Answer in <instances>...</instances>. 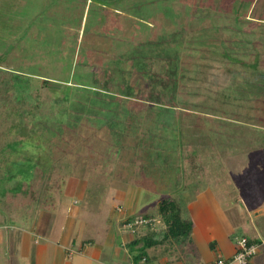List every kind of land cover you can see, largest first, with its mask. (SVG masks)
<instances>
[{"label": "rangeland", "instance_id": "obj_1", "mask_svg": "<svg viewBox=\"0 0 264 264\" xmlns=\"http://www.w3.org/2000/svg\"><path fill=\"white\" fill-rule=\"evenodd\" d=\"M189 1L0 0V78L9 70H15L14 76L25 73V66L31 70L23 75L27 85L33 70L35 75L32 77L36 78L42 99L36 117L49 110L47 118L37 117V129L31 132V118L25 113L20 115L11 104L20 106L23 98L14 97L7 105L0 102V224L4 226L0 235V263L75 264L80 258V250L89 249L85 247L88 242L109 243V237H114L111 232L118 237V230L129 234L131 228L123 224L124 219L147 216L140 214L145 210L152 213L169 193L168 189L176 191L186 184L181 170L175 181L161 177H169V169L177 172L176 166L181 164L178 156L186 141L181 140L185 133L181 132L184 124L180 119L182 111L188 109L184 105H177L178 108L159 104L147 107L149 102L146 101L138 102L139 106L135 107L137 100L129 95L130 91L142 82L147 84L148 80L141 81L134 74L137 69L134 60L137 57L143 60L173 57L179 46L164 44L163 40L176 28L190 32L195 27L198 37L205 35L206 38L201 37L199 43L191 45V55L197 56L200 48L207 45L219 52L227 50L238 55L244 38L253 41L257 30L264 29V0H193L195 9L191 11ZM193 10L204 15L191 25ZM100 18L102 22L98 25ZM120 21L125 24L126 31L114 27ZM69 31L79 33L83 42L81 38L77 47L70 43L64 49L63 37ZM119 33L121 38L116 37ZM128 56L134 57L133 62H129ZM146 65L149 69L156 66L150 61H146ZM163 73L158 81L154 79L161 91ZM43 76L52 78L49 84L43 83ZM213 78L191 83V98L181 100L199 107L209 106L210 116L222 119L226 112L219 107L224 104V98L217 104L214 91L207 101L200 97L203 91L199 87H205ZM228 84L227 80L221 86ZM57 95L67 107L64 111L67 118L65 115L58 120L52 119L51 108L44 107ZM176 99L175 103L181 104L180 97ZM51 105L55 108L53 101ZM253 105L259 106L256 101L248 106L252 108ZM132 107L137 111V117L138 112H143L140 125L150 131L149 138L181 140L175 143L176 148L181 149H173L177 152L173 156L172 149L164 144L153 153L152 158L157 152L160 154L154 170L159 174L160 169L161 173L159 177H151L155 180L149 175L150 180L146 181L137 165L129 167L130 162L125 158L130 157L122 156L126 151L123 149L129 151L133 143L129 137L127 140L131 144L124 143L120 135L125 131L128 135V131L136 129L135 124L131 127L117 125L124 119L122 110L132 114ZM216 109L218 111H214ZM148 120L154 122L147 123ZM43 121V125L47 123L45 126L40 125ZM60 126L63 133L67 132L64 126L72 129L67 137L75 135V138L60 142L61 137L56 138L58 134L63 135L59 132ZM124 144L128 146L122 148ZM221 146L219 151L224 149ZM152 158L147 164L153 161ZM215 160L209 165L215 166L219 161ZM221 168V174L219 171L213 173V189L208 191L212 200L206 202L209 195L201 196L196 202L200 208L196 214L202 220L205 213L213 224L225 256L232 251L231 241L226 240L228 236L243 235L250 240L264 241V150L226 158ZM49 177L52 184L58 182L61 185L55 211L40 210L39 204L33 203L30 197L18 194L22 185L32 189L39 178L47 181ZM5 201L16 204L11 206L13 210L3 209ZM12 211L15 215L20 214L22 220L13 217ZM25 214L31 215L30 223L23 220ZM142 227L137 226V229ZM12 235L18 239V246L12 247ZM131 248L127 246L126 253ZM188 248L190 253H184L187 248L180 247L176 254L171 253V257L165 252L167 261L178 264V256L184 255L183 263L191 264V257L195 255L191 247ZM44 251L45 254L40 253ZM258 251L255 264H264V246ZM112 252L108 250L102 259L112 262ZM197 255L200 262L204 260L202 252Z\"/></svg>", "mask_w": 264, "mask_h": 264}, {"label": "trees", "instance_id": "obj_2", "mask_svg": "<svg viewBox=\"0 0 264 264\" xmlns=\"http://www.w3.org/2000/svg\"><path fill=\"white\" fill-rule=\"evenodd\" d=\"M188 8L190 11L194 8L193 0L188 2ZM198 11L199 10H193L191 25L194 24L195 19L204 15ZM101 22L102 20L100 18L97 24L100 25ZM114 27H116L118 31L126 29L122 21L118 22ZM176 29L177 30H175L169 38H164L163 40L164 44L175 43L179 46L177 48L179 51L174 53L173 57H161L160 60L154 57L149 60H143L141 57H137V59L134 60V67H137V69L133 71L134 74L138 76L141 81L145 79L148 81L147 84L142 82L137 89L134 87L129 95L137 100L134 102L137 104L134 105L135 107L139 106L138 102L146 101L147 103L149 102L147 107H149V105L159 104L174 105L176 108L177 105H184V107L188 109L182 111V117L180 119L182 122L181 124H184L181 132L185 133H182L183 137H181V140L186 141L182 149L180 147L176 148L175 145V143L181 140L175 139L174 141L173 139H165L164 137L154 138V136L149 138V135H152L150 131L144 129V126L142 127L140 125L142 123L140 119L143 116V112H138L139 117H137V111L133 107V109L130 110L132 114L126 113L125 109L122 110V114L125 116L123 117L122 123L118 122L117 125H128V127H131L135 124L134 128L136 130L134 132L128 131V135H126L125 131V134L120 135L124 143H128L129 145L133 143V146L131 145L132 148L129 147V151L123 149L126 151L122 153V156L130 157L125 158L130 162L128 163L129 167L131 165H137L139 167L138 170L145 176L144 178L146 181L150 180L151 177H159L161 173L160 169L158 170L159 174L154 170L156 166L155 162L159 159L157 157L160 154L157 152L155 158H152L153 153L157 151L160 144H164L167 148L172 149L171 156L177 154L173 149H181V155L178 156L181 166L179 164L176 166L177 172L173 169L169 171V169V177L165 175V177L161 178H168V180L169 178H173V181H175L178 179L179 170H181L184 178H186L184 181L186 184L176 191L166 188L169 190V193L158 203L156 212L143 217L151 220L147 225L138 229L136 227L132 228V233H130L131 229L128 230L129 233L133 235V239L128 243V247L130 246L133 248V250L132 248L130 250V256L134 264H158L156 261L159 258L171 257V253L176 254V250L180 247H182L183 250L187 248L186 251H183L184 253L187 251V253H190L188 246L190 247L191 245V234L194 228V222L191 218L189 209L190 204L196 200L199 194L211 188L213 189V173L214 171H219V174L222 173L221 164L224 159L235 155L264 150V29L257 30L258 32L255 33L253 41L249 40V37L244 38V41H242L243 43H241L242 50L238 55L231 54L227 50L219 52L217 49L207 45L200 48V54H198V56L191 55V45L196 44V42L199 43L201 37L206 38L205 35L203 34L198 37L196 35L198 29L195 27H193L190 32H186L185 29ZM172 31L174 30L172 29ZM68 34L70 37H67ZM68 34H64L65 37H63L64 49L66 44L70 46V43H73L77 47L82 38L80 34H72L71 31H69ZM120 34L121 33L116 37L121 38ZM81 42H83V38ZM74 45H72L73 48ZM133 59L134 57L131 59V57L128 56L129 62H133ZM146 61L153 62L156 66L149 69L146 65ZM190 64L191 67L189 68ZM134 67L132 66L130 71H132ZM24 68L26 72H19L17 73L18 76H14L16 75L15 70H12V72L9 70L0 78V102L7 105L14 97H18L19 99L20 97L23 98V103L20 106L16 107V105L19 104L13 102H11V104H14V110L16 108L19 110L20 115L25 113L31 118H28L30 120L29 128L31 132H34L35 129H37L35 128L36 121H39L37 117L43 115L45 116L43 118H47L46 115L49 113V110L38 114L36 117L37 110H39L38 108L42 104L41 93L38 85L35 84L36 78L32 77V75H35L33 70V73H30V80L27 79V85L25 84L24 81L26 77L23 75L29 74L27 71L31 70L25 66ZM40 68H42L41 71L44 70L42 66H40ZM21 70H23V68ZM165 70L167 71L166 73ZM162 72L164 73L162 74L161 91L159 83L156 84L155 81L159 80V76ZM210 76H214V78L207 83L205 87H199L203 91L200 97L207 101L214 91V94L217 96V104L220 99L224 98V104L219 107L222 111L226 112L225 118L222 119L211 117L208 113L210 111L208 109L209 106L205 107L203 105L199 107L191 102L181 100V98H191V83L201 81ZM43 77V83L49 84L52 78ZM227 80L229 84L221 86V83L223 82L226 84ZM182 83L184 85H182ZM177 97H180L181 104L175 103ZM60 98L61 96L57 95L56 98L52 97L50 99L53 101L55 108H52L51 101H49L50 105L44 104V107L48 106V109L51 108L52 119L55 120H58L60 116L63 118L66 115L64 111L67 107L66 105H62L63 99L60 100ZM254 101L258 102L259 106L253 105L252 108L249 107L248 105L254 103ZM142 106L145 107L146 105ZM214 111L218 110L216 109ZM178 112L180 111L178 110ZM67 117L66 115V118ZM143 119L144 121L147 120L146 117ZM45 121L47 122L49 120ZM45 121L38 124L43 125ZM57 122H60V120ZM148 122L151 123L154 121L148 120L147 123ZM62 124L65 125V122H62ZM54 127L57 129V125ZM68 128L69 127L64 126L67 132L63 133L62 127L60 126L59 132H62L63 135H56L57 139L61 137L59 138L60 142H64V139L68 140L75 138V135L72 136V138L71 136L67 137L72 133V131H70L72 129ZM52 137L54 138L55 136ZM128 137L131 143L127 140ZM183 138H185V140H183ZM169 144H171V146H169ZM221 144L224 149L219 151L218 148L222 147ZM127 146V144H124L122 148H126ZM150 158H152L153 161L147 164L149 160L151 161ZM215 159L219 160L217 164L215 166L209 165L211 161H216ZM201 167H203L204 170H202ZM151 179L155 180L153 178ZM50 180V177L47 181H43L42 178H39L35 182L36 186H33L32 189L24 184L20 187L18 194L24 195L26 198L30 197L33 203L40 204V206L47 211H54L61 193V185L58 182L52 184ZM138 218L141 217L134 216L126 218L123 224L128 225L134 223ZM251 241L258 243L254 240ZM215 245V242L210 243L211 250L215 249ZM150 249H154L152 252L154 260L153 256L152 259H150V253L147 252ZM165 252L168 253V256ZM183 256H178L176 260L178 264L180 262L183 263Z\"/></svg>", "mask_w": 264, "mask_h": 264}, {"label": "crops", "instance_id": "obj_3", "mask_svg": "<svg viewBox=\"0 0 264 264\" xmlns=\"http://www.w3.org/2000/svg\"><path fill=\"white\" fill-rule=\"evenodd\" d=\"M157 180H159V179H157ZM208 191L199 194V196L196 198V200H194L189 206L190 213H191V218H192V220L194 222V228H193V231H192V234H191V245H190V247H191V252L195 256H193L191 258V261H192L191 264H215L216 260L219 259V258L227 259V260L231 259L234 256L235 252H236V243L235 242L237 240V237H239V236L235 237L233 235V236H230V237L228 236L226 238L227 241L228 240L231 241L232 251L228 255L224 256L223 255L224 252H222L221 249H220V245H219L220 241L217 239V236L214 233L213 224L210 223V220H208V218L206 217L205 213H203L204 215L201 214L203 216L202 220L200 219V217L199 218L197 217V216H199V214H196V212L200 209L197 206V203H196L197 200L198 199L200 200L201 196H205L206 197L207 195H209V196H208L206 202H208L209 200L210 201L212 200L211 197H210V193L211 192H208ZM213 195L215 197V201L218 203L219 200H217L216 195L214 193H213ZM15 205L16 204L13 203V202L9 203L8 201L7 202L5 201V205H4L3 209H12L13 210V208H11V206L15 207ZM218 205H219V203H218ZM39 206H40V204H39ZM39 208H40V210L42 209V210L45 211V209L42 208L41 206ZM218 208H219V206H218ZM156 210H157V208L155 210H153L152 213L147 212V210H145V212H142V213H141V210H139V212L141 213L140 215H145V214L148 215V214L155 213ZM12 214H13V217L16 216V219L22 220V217H20V214L16 213V215H15L14 211H12ZM30 216L31 215H29V214H25L23 216L24 217L23 220L30 223V221H31ZM118 221L119 220H117V222ZM2 227L4 228V226H2L0 224V235H2V233H1L2 232L1 228ZM111 234L115 237V240H114L115 243L112 240V239H114V237L112 238L111 236L109 237L110 242L106 243V244H103V245L102 244L93 243V242H90L91 244H89V242H88L87 246H85V247L89 248V249H87V251L84 250V249L80 250V251H82L81 253L79 252L80 253L79 254L80 258L77 260V262L75 264H134L133 261H132V258L130 256V252L127 251V253H126V247L128 246V243L130 241H132V239H133L132 236L133 235L130 234V233L127 234V233H125V232H123L121 230H118V232H117V236L118 237H116V233L111 232ZM34 236H35V234H34ZM224 240H225V238H224ZM254 241H257V240H254ZM34 242L37 244V242L35 240H34ZM212 242L216 243L214 250H211V248H210V243H212ZM257 242L259 244V250H260V248H262L264 246V241H257ZM11 244H12V247H14V245H17V246L19 245V241H18V239H14V235H12V237H11ZM118 247L124 249L125 252L120 251ZM113 248H114L115 251L113 250V252H112ZM45 250H46V248H45ZM93 250H94V252H93ZM108 250H109V252L113 253V257H112L113 261L112 262H107V260H105V259L103 260L102 259V257L108 252ZM149 251H150L149 253L152 254L154 249H150ZM200 252H202L204 254V260L203 261L201 260V262L197 258L198 257L197 254L200 253ZM40 253L41 254H45V251L44 252H40ZM150 254H149V257H150V259H152L153 254L152 255H150ZM259 254L260 253L258 251L257 255L252 259L250 264H255L256 263V258L259 256ZM153 260H154V256H153ZM165 260H166V262H168L167 261L168 260L167 257L166 258L165 257H161L156 262H158V264H164ZM0 264H6V263L5 262H1ZM64 264H66V263H64ZM151 264H154V263H151ZM179 264H183V263L180 262Z\"/></svg>", "mask_w": 264, "mask_h": 264}, {"label": "built area", "instance_id": "obj_4", "mask_svg": "<svg viewBox=\"0 0 264 264\" xmlns=\"http://www.w3.org/2000/svg\"><path fill=\"white\" fill-rule=\"evenodd\" d=\"M151 220L146 218H139L134 223L128 224L131 229L137 226H145ZM259 250V244L251 241L245 236H239L236 240V252L234 256L227 260L219 258L216 260L215 264H250L252 259L257 255ZM164 264H170L165 262Z\"/></svg>", "mask_w": 264, "mask_h": 264}]
</instances>
